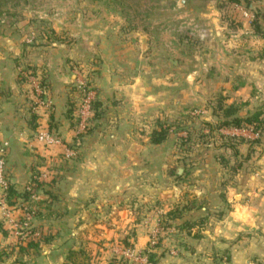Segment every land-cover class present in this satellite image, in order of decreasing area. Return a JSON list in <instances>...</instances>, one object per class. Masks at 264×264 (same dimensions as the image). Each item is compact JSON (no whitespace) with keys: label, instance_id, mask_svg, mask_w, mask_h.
I'll list each match as a JSON object with an SVG mask.
<instances>
[{"label":"rangeland","instance_id":"rangeland-1","mask_svg":"<svg viewBox=\"0 0 264 264\" xmlns=\"http://www.w3.org/2000/svg\"><path fill=\"white\" fill-rule=\"evenodd\" d=\"M232 3L231 0H0L2 50L5 46L11 48L8 42L11 38L24 51L23 58L25 51H39L29 54V63L37 60L41 67L45 62L52 63L48 72H25L23 80L25 96L32 98L24 113L29 123H33V118L36 120L37 141L46 148L64 143L81 148L92 137V143L107 141V158L129 163L125 168L128 171L134 167L130 165L132 161L142 159V165L136 164L142 175L151 178L155 173L159 189H171L169 194L174 193L175 200L167 203L169 213L182 209V202L177 201L185 191L204 199H198V205L208 204L213 209L216 200L211 197L212 190L223 191L233 178L239 182L245 173L259 172L263 167L259 161L264 158L263 125L257 124V130L224 126L235 117L245 119L258 111L264 112L261 61L264 22L261 24L254 16L251 20L244 18L233 10ZM239 5L250 11L257 8L259 17L263 14L264 0H240ZM57 38L62 42H57ZM0 57L3 59V55ZM69 69V82H61L52 91L53 83L45 76L51 70L56 77ZM54 97L65 99L66 103L59 119L61 129L52 127L57 123L51 119L57 108ZM74 101L76 114L73 112V118H69L67 112ZM229 107L236 114L226 118ZM161 128L168 131V136L160 146H155L151 138ZM64 130L73 132L70 141L67 132L63 135ZM41 133H50L58 142L42 143ZM66 152L51 156L46 170L33 174L32 184L35 181L50 184L54 177L52 167L77 155L75 150ZM179 174L189 177V185L182 183ZM165 176H170V180ZM148 178L145 180L150 183ZM148 182L142 184L145 191ZM160 201L163 200L158 198L146 205L129 199L128 205L139 204L142 213H149ZM11 202L8 196L5 206L0 203V224L6 232L0 230L1 257L4 253H9L8 257L16 255L31 242L53 240L50 230L32 224V210L25 211V207L21 209L16 204L12 207ZM173 204L176 205L172 207ZM17 211L21 213L17 215ZM157 213L164 219H158L151 229L147 249L138 248L128 240L129 236L121 233L115 240L102 241L106 244L100 247L104 249L101 254L106 256L105 263L140 264L135 258L141 255L149 258V264H159L158 259L150 262L152 251L165 249L164 240L176 233L167 230L171 225L169 213L160 210ZM190 215H183V221L191 228L223 216ZM147 221L146 224L150 219ZM189 230L186 232L195 236L199 232L197 228ZM7 235L15 238L14 243L4 244ZM177 246L175 243L172 248L175 253ZM87 247L89 250L70 249L81 252L78 264L104 262L98 258V246ZM186 249L196 254L186 264L230 261L229 248L211 249L202 245L198 250L196 244H189ZM131 251H135L134 257ZM67 256L64 264H69ZM15 261L13 264H25L18 258Z\"/></svg>","mask_w":264,"mask_h":264},{"label":"crops","instance_id":"crops-1","mask_svg":"<svg viewBox=\"0 0 264 264\" xmlns=\"http://www.w3.org/2000/svg\"><path fill=\"white\" fill-rule=\"evenodd\" d=\"M260 8L262 7L259 6ZM251 12L256 21L260 19L261 24L264 22V10L261 17H259L260 12H257V8L254 7ZM13 41L14 39H8L11 43L9 46L12 45L9 49L5 46L2 50L0 47V54L3 55V59H0V149L8 143L5 157L6 174L14 190L9 196L12 201L10 205L14 207L16 204L15 207L18 208L25 207V211L32 210L34 212L32 224L34 223L41 229L47 228L54 237L50 243H41L38 248L27 249L26 252H21L16 247L18 254L15 252L16 255H11V257L6 256L9 253H2L0 264H13L17 258L25 264H64L67 252L71 248L83 251L89 250L87 246L94 245L99 247L101 254L104 249L100 247L105 243L102 241L112 238L115 240L122 236L121 233L129 236L128 240H132L138 248L147 249L151 229L156 226L158 219H164L163 216L155 213L159 210L160 212L165 211L166 214L170 212L171 208L167 203L175 200L174 193L169 194L171 189H159V184L155 181V173L151 175V178L142 175L141 168L138 170L136 167L142 165V159L137 161L135 158L136 160L134 159L135 161L130 164L134 167L129 168L130 171H128L125 168L129 163H124L123 160H117V158H107L105 156L106 147L109 144L107 141L92 143V137L84 142L81 148H77V144L73 148L71 145L69 147V143L58 147L51 145L46 148L39 143L36 138L38 129L34 128L36 120L33 119V123H29L24 113L25 106L31 104L32 98L29 97L30 95L25 96L27 89H25L23 80L26 76L25 72L45 73L48 72V67L52 63L45 62L43 67L38 64L37 60L29 63L30 55L39 51H25L26 55L23 58L21 53L24 54V51L19 49ZM10 50H14V55L10 53ZM49 53L53 52L48 51L47 54ZM4 54H6L5 58ZM261 55L264 65V49ZM8 57L14 59L11 60ZM56 77L53 70L48 73L47 77L45 76L46 80L53 83L52 91L61 82L64 84L69 82L70 69ZM54 99L57 107L55 114L58 117L55 118L54 114L52 121L55 120L57 123L52 126L61 129L62 123H59V119L65 112L66 103L65 99L55 97ZM60 104L62 107L59 106ZM63 107L64 110H62ZM66 132V130L63 131L64 136ZM72 133L67 132L66 137H69V141ZM64 136L63 139H65ZM78 143L80 145V141ZM67 150H75L77 155L62 161L56 168L52 167L54 177H52L51 186L39 180L32 184L33 174L38 171L39 175V171L46 170L45 165L48 159L53 158L51 156L66 154ZM259 162L263 166L259 172L245 173L240 177L239 182L233 178L230 184L225 185L223 191L212 190L211 197L215 196L216 200L213 209L208 204L198 205L199 198L187 194L190 191H185L177 201L182 202V209L175 210L176 215H180L181 218L172 216L167 218L170 219L169 224H171L167 230L175 232L176 235L164 240L165 249L152 251L154 261L158 259L159 264H186L189 262V257L196 255L186 248L189 244H196L198 250L202 245H207L211 249L229 248L230 261L228 264H264V158ZM185 176L179 174L177 177H181L182 183L188 182L187 185H189V177ZM147 178L150 183L145 180ZM167 178L170 180V176H165L166 180ZM145 182L149 183L145 187L146 191L142 187ZM30 185H34L33 191H30L32 188ZM158 198L163 200L160 201L162 204L159 203L157 207L151 208L149 213L146 211L142 213L139 204L128 205L129 199H136L138 202L143 201L146 205H150ZM206 198L209 201L208 197ZM175 205L173 204L172 207ZM20 213L16 212L17 215ZM189 213L191 215L200 213L202 217H206L209 213L213 215L220 213L223 216L222 218L215 216L210 221L191 228L183 221V215ZM1 214L0 210V217ZM148 219L150 221L146 224ZM194 228L199 229L197 236L186 232L187 229L194 230ZM88 231L92 233L89 234ZM14 241L15 238L9 235L4 238L6 242L4 244H12ZM175 243L179 246L176 247L178 249L176 253L172 249ZM96 254L97 251L93 254L94 258ZM100 254L98 258L104 259V262L98 264H107L105 263L106 256Z\"/></svg>","mask_w":264,"mask_h":264},{"label":"trees","instance_id":"trees-1","mask_svg":"<svg viewBox=\"0 0 264 264\" xmlns=\"http://www.w3.org/2000/svg\"><path fill=\"white\" fill-rule=\"evenodd\" d=\"M231 2H233L232 4L239 3L240 0H231ZM56 41L57 42H62V41H60L59 38H57ZM74 103H75V105H74ZM74 103L71 105V109L67 112V115H68L69 118H73V115H74L73 112H75V114H76V102L74 101ZM77 105H78V103H77ZM232 108L233 107H229L226 110V115H225L226 118H231V116H233V115L236 114V111H234ZM96 109H98V105L97 104L95 106L93 105L94 118L97 116V110ZM263 116H264V112L258 111L257 113H255V114H253L250 117H247L245 119H242L240 117H235L231 121H226L224 123V126H227V128H236V129H243L245 127L246 128H253V127L257 126V124L264 126ZM51 119H52V116H51ZM34 128L35 129H38V126H34ZM256 130H257V128H256ZM167 136H168V131L167 130H162V128H161L160 131H156L155 133H153V136L151 138V142L153 144H155V145H160L163 142H165V140L167 139ZM35 183H37V182H35ZM33 189H34V185H33V187H32L31 190L33 191ZM13 192H14V190H13V188L11 186L10 187V190H9V196L11 194H13ZM26 196H27V194H26ZM29 196L30 195H28V197ZM176 214H177V212L175 211V212L169 214V216H172L174 218L176 216ZM0 230H3L2 227H1V224H0ZM2 232H3V234H6V232L4 230ZM42 242L43 243L50 242V239H44ZM39 245H40V243H38V242H31V243H29L27 245L26 248L21 249V252H26L27 249H35V248H38ZM80 253L81 252H77V251L70 250L69 253H68V256H67V260H68L69 264H78L76 261H77V258L81 256ZM150 262L151 263H154V256L153 255L150 257Z\"/></svg>","mask_w":264,"mask_h":264},{"label":"built area","instance_id":"built-area-1","mask_svg":"<svg viewBox=\"0 0 264 264\" xmlns=\"http://www.w3.org/2000/svg\"><path fill=\"white\" fill-rule=\"evenodd\" d=\"M233 10H236L242 14V16L248 20L253 19V14L250 10L245 9L239 5V3H234L232 5ZM39 140L42 141V143L46 144H53L55 142H58L54 137L52 138L50 133H41L39 135ZM8 147V143H5L3 147L0 149V203L5 206V201L7 200V197L9 196V190H10V181L6 174V148ZM32 188H30V191ZM135 251H131V256H135ZM140 264H149V258L147 256H141L135 258Z\"/></svg>","mask_w":264,"mask_h":264}]
</instances>
